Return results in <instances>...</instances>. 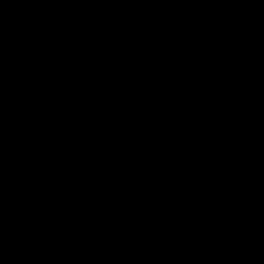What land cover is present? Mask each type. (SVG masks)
<instances>
[{
    "label": "water",
    "instance_id": "1",
    "mask_svg": "<svg viewBox=\"0 0 264 264\" xmlns=\"http://www.w3.org/2000/svg\"><path fill=\"white\" fill-rule=\"evenodd\" d=\"M0 264H264V0H0Z\"/></svg>",
    "mask_w": 264,
    "mask_h": 264
}]
</instances>
